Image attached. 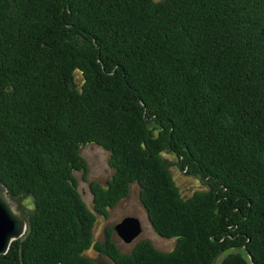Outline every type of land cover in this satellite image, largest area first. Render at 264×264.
Returning a JSON list of instances; mask_svg holds the SVG:
<instances>
[{
  "label": "trees",
  "instance_id": "trees-1",
  "mask_svg": "<svg viewBox=\"0 0 264 264\" xmlns=\"http://www.w3.org/2000/svg\"><path fill=\"white\" fill-rule=\"evenodd\" d=\"M0 181L28 224L0 264H264V0H0ZM134 186L171 251L95 241Z\"/></svg>",
  "mask_w": 264,
  "mask_h": 264
},
{
  "label": "rangeland",
  "instance_id": "rangeland-1",
  "mask_svg": "<svg viewBox=\"0 0 264 264\" xmlns=\"http://www.w3.org/2000/svg\"><path fill=\"white\" fill-rule=\"evenodd\" d=\"M88 165V172L83 174L77 173L78 190L83 197L87 206L93 210V194L91 191V184L98 183L105 186L111 180L114 170L109 164V153L101 147L90 144L84 147L81 151ZM175 159L171 162V172L173 179L183 195H190L195 190L201 187V182L194 177L182 172L178 166L175 165ZM25 205L30 206L29 201H24ZM127 217H136L141 221L142 233L131 244H126L114 231L117 224L121 223ZM113 229V240L124 253L131 252L136 244L142 240H151L155 246L164 251L169 252L175 247V241L160 237L152 225L150 224L147 212L139 199V189L134 186L131 189L129 196L122 200L115 208L111 209L108 217L97 215V223L94 229L95 241L104 242L106 239L108 229ZM87 256L98 264H114L107 256L90 249Z\"/></svg>",
  "mask_w": 264,
  "mask_h": 264
},
{
  "label": "water",
  "instance_id": "water-1",
  "mask_svg": "<svg viewBox=\"0 0 264 264\" xmlns=\"http://www.w3.org/2000/svg\"><path fill=\"white\" fill-rule=\"evenodd\" d=\"M27 228L18 205L11 200L6 185L0 181V255L7 254L12 243L26 234ZM114 231L126 244H131L143 229L138 218L127 217L115 226Z\"/></svg>",
  "mask_w": 264,
  "mask_h": 264
}]
</instances>
